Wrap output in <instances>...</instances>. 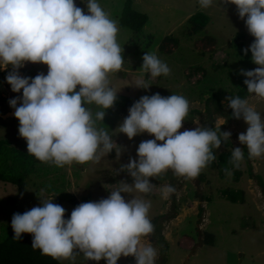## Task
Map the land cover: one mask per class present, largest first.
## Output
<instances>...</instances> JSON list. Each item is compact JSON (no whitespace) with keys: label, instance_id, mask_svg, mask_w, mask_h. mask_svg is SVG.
<instances>
[{"label":"clouds","instance_id":"clouds-1","mask_svg":"<svg viewBox=\"0 0 264 264\" xmlns=\"http://www.w3.org/2000/svg\"><path fill=\"white\" fill-rule=\"evenodd\" d=\"M198 3L201 9H208L213 0ZM223 3L237 6L239 17H246V26L255 37L250 50L253 62L260 67L241 69V74L249 78L244 81L248 93L264 99V0ZM87 10L85 14L75 0H0V73L12 65L6 80L12 91L23 90L22 98L10 100L20 122L19 134L26 139L29 154L57 167L99 162L115 148L109 132L97 121L103 122L105 110L117 99L108 77L120 72L124 64L117 40L119 28L97 0H87ZM248 51L244 49L245 55ZM29 61L46 64L47 75L22 77L19 69ZM141 68L150 77L170 73L166 63L148 52ZM135 84L142 88L150 85L143 79ZM20 99L22 104L17 107ZM226 99L233 116H242L249 125L246 133L239 134V141L247 146L250 158L260 157L264 154L261 113L248 99L238 95ZM93 104L104 110L93 115L88 107ZM188 112L189 101L182 95L141 97L118 129L129 139L144 132L155 137L139 144L138 161L131 159L121 167L134 178V184L121 182L109 198L78 205L67 220L64 207L43 199V206L13 215L14 239L19 241L23 233H31L32 248L56 260L75 261L82 252L86 260L105 259L107 264H117L121 256L130 255L136 264H155L157 250L142 242L154 231L148 216L151 203L136 195L126 202L121 192L150 193L153 184L149 178L160 177L169 169L177 177L196 178L217 159L212 149L220 148L222 139L227 141L231 133L220 132L223 123H216L215 130L198 127L180 132ZM243 158L241 148L232 150L235 167ZM175 191L166 185L161 195L167 199Z\"/></svg>","mask_w":264,"mask_h":264},{"label":"rangeland","instance_id":"rangeland-1","mask_svg":"<svg viewBox=\"0 0 264 264\" xmlns=\"http://www.w3.org/2000/svg\"><path fill=\"white\" fill-rule=\"evenodd\" d=\"M97 2L118 25L125 0ZM75 4L88 14L87 0H75ZM132 9L144 13L147 21L139 32L118 25L117 40L124 64L120 72L110 73L108 77L110 86L117 90V99L105 110L103 122L97 121L99 127L109 132L115 148L99 162H73L64 167L34 162L23 174V189L0 179V226L11 227L15 213L23 214L33 207L43 206V199L52 200L71 213L82 203L109 198L121 182L133 185L134 178L127 171H121V167L131 159L138 161L139 144L155 137L144 132L129 139L118 129L129 115L130 107L141 97L176 94L189 101L188 115L178 131L209 125L215 130L216 123H223L221 133L230 132L231 136L226 145L221 143L220 148L212 149L217 159L204 167L196 178L177 177L169 169L160 177L149 178L153 184L150 193L121 192L126 202L135 195L150 202L149 219L158 218L155 226L159 232L151 240L142 238V242L150 243L157 250L155 264H264V154L250 158L247 146L239 141V134L246 133L249 127L243 118L225 121L214 113L216 100L227 109L226 97H234L246 86L244 81L249 78L241 74V69L260 67L252 60L250 45L255 37L246 26V17L241 19L237 6L225 5L223 0H213L208 9H201L198 0H133ZM165 37L175 41L170 51L167 48L173 43L169 44L170 40ZM205 37L215 39L217 53L197 49L196 44L205 42ZM245 48L249 49L246 55ZM147 52L168 65L169 75L150 77L145 74L141 67ZM25 68L29 75L24 72ZM46 69L44 63L29 61L19 69V74L34 78L40 73L47 75ZM5 70L0 79L6 82L3 92L9 91L14 99L22 98L23 90L12 91L6 80L13 66L8 65ZM141 79L150 84L148 88L136 86V81ZM3 92L0 89V96ZM7 94L3 96L6 102L11 100ZM208 98L211 99L210 113ZM243 99H248L264 120V99L255 94ZM21 104L22 99L18 100L17 107ZM0 107V119L4 122H0V140H6L4 148H15L34 156L28 153L27 141L19 134L20 122L14 115L15 108L10 103H0ZM88 107L93 115L104 110L94 104ZM236 147L242 149L244 156L238 168L231 163L232 150ZM3 154L0 170L6 167V156L9 160L12 158L6 155V150ZM255 176L260 177L262 184ZM166 185L176 191L164 199L161 192ZM208 233L212 235L210 244L205 242ZM2 236L0 232V239ZM59 261L62 264H107L105 259L86 260L82 252L75 261ZM117 264L131 263L121 256Z\"/></svg>","mask_w":264,"mask_h":264},{"label":"trees","instance_id":"trees-1","mask_svg":"<svg viewBox=\"0 0 264 264\" xmlns=\"http://www.w3.org/2000/svg\"><path fill=\"white\" fill-rule=\"evenodd\" d=\"M133 0H125L122 14L119 17L118 25L120 27H127L133 32H139L144 24L147 21V16L144 13L135 11L132 9ZM167 38L166 40H170L169 44H172L171 47H168L167 50L170 51L174 48V39ZM200 44V45H199ZM162 45V44H161ZM197 49L213 51L214 53L216 49L215 47V39L212 37H205V42L197 43ZM163 50L165 48L163 46ZM4 73H0V79L3 77ZM1 82V80H0ZM247 85L244 86L235 96H240L242 99L248 95ZM210 100L207 99V111L210 113ZM0 103H6V99L3 96H0ZM216 106L214 108V113H217L219 116L223 117L225 121H237L239 119L233 116V109L230 107L227 109H223L219 100L215 101ZM211 116V114H210ZM241 118H243L241 116ZM1 123H4L2 119H0ZM207 128L211 129L209 125ZM222 126H220V129ZM216 129V128H215ZM221 132V130H220ZM228 141V140H227ZM222 139V144H227L228 142ZM6 144V140H0V158L5 156L3 152L6 150L9 156H12L10 160L6 156L5 164L6 167L0 170V179L2 181L12 182L17 184L20 189L25 188V182L23 181V174L26 173L34 162L40 161L35 156H30L23 151H20L15 148H4ZM1 162V160H0ZM7 173V174H6ZM254 177V176H253ZM258 178V182L262 184V181L259 176H255ZM75 202V200H73ZM71 213L65 212V219H70ZM158 218L151 219V223L154 226V231L149 234L147 237L151 240L156 232L158 231L157 226H155V222ZM0 232H2L3 236L0 239V264H62L59 260L53 259L51 256L42 255L39 249H33V234L31 233H23L22 238L18 241L14 239L15 233L13 231L12 226H0ZM210 235V236H209ZM207 239L206 243L210 244L212 242V235L206 234ZM127 261L131 264H136V260L134 256H127Z\"/></svg>","mask_w":264,"mask_h":264},{"label":"crops","instance_id":"crops-1","mask_svg":"<svg viewBox=\"0 0 264 264\" xmlns=\"http://www.w3.org/2000/svg\"><path fill=\"white\" fill-rule=\"evenodd\" d=\"M33 63H34V62H33ZM39 63L41 64L42 62H39ZM34 64H35V63H34ZM46 66H47V65H46ZM47 67H48V66H47ZM2 68H3V67H0V70H3ZM8 71H9V70H8ZM24 72H25V73H28V75H29V71H26V68H25ZM47 72H48V70L46 69V74H47ZM1 82H2V83H1ZM1 82H0V89H1V91L3 92V91H4V88H6V85H5L6 82H4L3 80H2ZM6 92L8 93L7 95H9V91L6 90ZM6 92H3L2 96H4ZM10 96H11V95H9V98H10V99H14V98H11L12 96H11V97H10ZM9 101H10V100H7V102L4 103V104H9V103H10ZM8 102H9V103H8ZM3 107H4V106H3ZM0 108H1V107H0Z\"/></svg>","mask_w":264,"mask_h":264}]
</instances>
